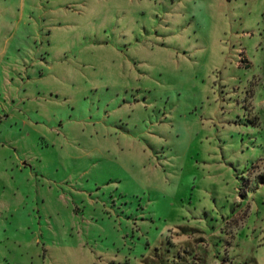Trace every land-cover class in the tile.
<instances>
[{
  "label": "rangeland",
  "instance_id": "rangeland-1",
  "mask_svg": "<svg viewBox=\"0 0 264 264\" xmlns=\"http://www.w3.org/2000/svg\"><path fill=\"white\" fill-rule=\"evenodd\" d=\"M0 264H264V0H0Z\"/></svg>",
  "mask_w": 264,
  "mask_h": 264
}]
</instances>
